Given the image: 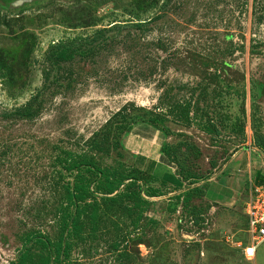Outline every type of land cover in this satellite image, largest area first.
Listing matches in <instances>:
<instances>
[{
  "label": "rangeland",
  "instance_id": "374dc122",
  "mask_svg": "<svg viewBox=\"0 0 264 264\" xmlns=\"http://www.w3.org/2000/svg\"><path fill=\"white\" fill-rule=\"evenodd\" d=\"M260 17L264 0H0V264L16 261L25 230L58 238L59 171L69 182L74 173L61 168L59 151L91 154L101 167L131 174L128 133L153 144L188 143L175 158L201 179L176 187L140 178L144 193L152 186L159 195L148 197L139 226L118 215H103L93 231L86 223L84 241L66 237V263L264 264V243L246 260L230 238L246 240L249 187L221 202L176 198L189 183L215 177L238 148L258 149L264 161V145L255 144L264 143ZM103 28L96 42L79 40L107 43L100 52L56 61L59 43ZM185 98L193 101L190 126L168 116L157 127L137 122L122 132L127 116L165 112ZM209 121L211 134L199 129Z\"/></svg>",
  "mask_w": 264,
  "mask_h": 264
},
{
  "label": "trees",
  "instance_id": "16d2710c",
  "mask_svg": "<svg viewBox=\"0 0 264 264\" xmlns=\"http://www.w3.org/2000/svg\"><path fill=\"white\" fill-rule=\"evenodd\" d=\"M259 20L264 21L263 17H260ZM144 23L146 22L136 23V25L140 27ZM122 25L113 23L110 27L119 28ZM104 29L97 30L94 36L87 39L77 38L76 42L74 39H67L59 43V47L55 50L56 61L67 62L74 59L77 55L87 57L100 52L101 49L107 47V43L104 42V46L100 48L98 45L92 44L91 47H85L83 41L79 40H87L91 43L96 42L98 35H101ZM138 109L142 110L143 108L137 107ZM192 109L193 101L191 98L172 102L167 106L165 112L158 111L155 113L143 109L142 112L138 111L129 115V117L127 116V121L130 122L127 125V121L122 123V132H128L131 126L137 122H145L157 127L158 122H165L168 116L173 122L190 126L194 119ZM212 125L210 121L201 123L199 129L211 134L213 131L215 132V129L211 127ZM255 144L263 147L264 143L261 137L257 140L255 139ZM182 148H185V150L183 149L184 151H188L190 145L184 141H179L176 144L166 142L160 146V151L178 166L179 161L177 162L175 158V152L182 150ZM56 159L62 169L67 172H74L73 179L69 182L64 181V174L59 171L58 178L62 181H59L61 194L59 195V203L56 209V221L60 231L58 238L52 240L41 229L37 228L23 231L17 236L20 243L19 254L16 261L10 264H68L64 260L69 256L71 243L66 240V237L84 241L87 236L85 224L89 223L91 231H93L97 228L103 215H118L120 218L124 216L130 220L131 227L135 229L139 226L150 204L148 197L159 195L157 188L152 186L147 187L145 193L142 191L141 186L138 184L140 178H147L149 182L153 178L151 175H145L134 167H131V174L124 175L123 171L118 172L108 167H101L91 154L84 155L67 149H61ZM176 175L180 177L167 175L162 176L160 179L163 184L170 182L176 187H181L188 177L195 179L194 181L201 179V176L184 170L181 165L178 166ZM125 180H128L127 184L124 189H120ZM194 183H189L183 191L176 195V198L181 200L182 203L189 202L194 196H202L203 198L208 187V181L205 180L200 185H193ZM93 184H96L95 189ZM260 184H264L263 178ZM246 226L247 219L245 215V228ZM116 227L118 229L117 223ZM235 239L238 240L240 238L235 237ZM117 246L118 243L116 241L112 243V248H117ZM120 254V256L126 255L122 252Z\"/></svg>",
  "mask_w": 264,
  "mask_h": 264
},
{
  "label": "crops",
  "instance_id": "0c3cea01",
  "mask_svg": "<svg viewBox=\"0 0 264 264\" xmlns=\"http://www.w3.org/2000/svg\"><path fill=\"white\" fill-rule=\"evenodd\" d=\"M128 134L123 136L122 140L129 154L131 167L145 175H151L152 181L167 175L177 177L175 173L177 165L160 151L161 142L153 144L149 139L148 141L142 137V134H131V136ZM247 147L243 146L229 154L220 172L215 173V177L209 178L205 199L213 202L227 201L228 198L239 197L248 187L247 194L250 196L252 188L259 185L262 178L264 179V161L258 154L261 152L249 147L246 149ZM144 150L152 153H146Z\"/></svg>",
  "mask_w": 264,
  "mask_h": 264
},
{
  "label": "built area",
  "instance_id": "2783aa9c",
  "mask_svg": "<svg viewBox=\"0 0 264 264\" xmlns=\"http://www.w3.org/2000/svg\"><path fill=\"white\" fill-rule=\"evenodd\" d=\"M252 192L244 205L246 240L243 243L230 237L233 246L240 250L246 260L254 259L257 249L264 242V184L254 186Z\"/></svg>",
  "mask_w": 264,
  "mask_h": 264
}]
</instances>
